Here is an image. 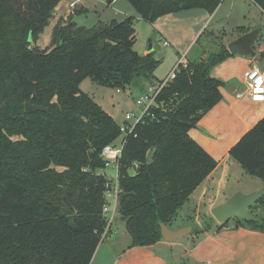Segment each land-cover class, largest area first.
I'll use <instances>...</instances> for the list:
<instances>
[{
	"label": "trees",
	"instance_id": "16d2710c",
	"mask_svg": "<svg viewBox=\"0 0 264 264\" xmlns=\"http://www.w3.org/2000/svg\"><path fill=\"white\" fill-rule=\"evenodd\" d=\"M61 1L0 0V83L11 96L0 114V264L91 263L107 226L102 209L111 184L102 174L101 152L118 143L121 132L79 84L89 78L104 88L141 90L155 81L158 62L153 52L134 51L131 19L86 28L68 17L53 28L49 47L34 45ZM127 1L148 23L191 9L211 14L222 2ZM251 1L264 13V0ZM9 42L18 43L17 52L1 53ZM230 56L223 47L178 64L175 78L127 136L117 169V213L130 248L161 241L159 225L170 228L217 167L189 132L220 102L223 84L211 71ZM27 103L46 111L26 113ZM228 154L246 175L264 181V117ZM234 221L264 232L260 219Z\"/></svg>",
	"mask_w": 264,
	"mask_h": 264
},
{
	"label": "crops",
	"instance_id": "0c3cea01",
	"mask_svg": "<svg viewBox=\"0 0 264 264\" xmlns=\"http://www.w3.org/2000/svg\"><path fill=\"white\" fill-rule=\"evenodd\" d=\"M244 1L246 0H222L211 14L196 9L200 12L196 11L195 15L189 14L184 17L186 20L188 18L197 20L198 27L191 43L196 37L198 40L207 30L204 29L205 25L210 22L217 25L226 18L234 21L235 25L232 29L234 35L224 42L225 47L245 33L257 28L261 31L254 46L253 56L231 55L211 71V76L223 84L220 87L221 100L200 119L196 128L190 130L189 136L217 162V167L179 209L182 214L177 212L172 222L177 227H170L173 230L184 227V224L177 223V216L178 214L184 216L186 209L184 205L190 200L200 204L207 197L209 202L203 209L208 212L233 194L258 191L264 183L254 178L248 180L250 176L246 175L228 154L240 137L264 117V102H252L245 91L246 75L251 67L264 68V21H262L264 13L254 4L257 19L250 18L249 15L246 17ZM116 3L118 0L112 2ZM80 7L79 5L77 8ZM222 7H226L227 10L223 18L218 15ZM236 28H243L245 32L237 33L234 31ZM222 33L223 36L226 35L225 32ZM209 34L213 35L214 32L209 31ZM192 47L186 51L190 52ZM113 224L114 222L108 233V237L113 239L110 241L107 237L106 245H104L106 239L99 244L90 264H264V232L246 226L236 227L234 220L221 226L213 218L210 223L197 229V233L189 236L184 243L168 244L161 240L152 246L132 248L129 247L130 238L126 231L117 238Z\"/></svg>",
	"mask_w": 264,
	"mask_h": 264
},
{
	"label": "rangeland",
	"instance_id": "374dc122",
	"mask_svg": "<svg viewBox=\"0 0 264 264\" xmlns=\"http://www.w3.org/2000/svg\"><path fill=\"white\" fill-rule=\"evenodd\" d=\"M67 1L68 0H62L57 5L52 18L48 22V26L45 27L37 37L34 45L43 49L49 47L51 45L53 28L62 25L65 22L63 20L68 17H72L73 22L76 23V25L86 28H90L98 22L107 23L111 20L121 22L125 19H131L136 38L133 46L134 51L138 55L143 56L149 53V44H152L153 46L152 52L154 53V58L158 64L153 71L155 81L152 84H158L164 81L181 59L198 61L199 58L206 59L209 54L217 53L225 47L224 42L234 35L232 31L235 25L234 21L226 18L217 25H214V23L210 24L211 22L208 25H205L204 29L207 30L199 37L197 43V37L191 43L198 27L197 20L192 18L186 20L184 17L189 16V14L195 15L196 11L200 12L196 9L166 14L157 18L152 23H148L141 18L140 14L127 0H118V3L111 5H106L104 0H84V2L80 4L83 11L78 14H74V10L68 9ZM223 8L224 7H222L218 13L221 18L225 17V12L227 11L226 7ZM243 9L246 13V17L249 15L248 17L257 19V9L249 0L244 1ZM173 18H175V20H173ZM262 21H264V19ZM209 31L214 32V34H209ZM221 32H225L226 35L223 36V33L221 34ZM223 37H225V39H223ZM155 47L158 49H154ZM190 47H192L191 51H186V49H190ZM18 48V43L9 42L6 51L2 50L1 53L14 54L17 52ZM2 84L3 83H0V114H3V112L9 108V100L11 99V96H9L10 91L7 90L5 84ZM142 86L141 90L139 88H129L125 90L104 88L92 83L89 78H85L79 84V89L82 93L89 95L94 102L113 119L115 124L118 127H121L124 124V117L127 114H135L136 118H139L142 115L143 109L137 106L136 101L144 93L150 91L151 84L144 83ZM103 172L106 174L107 178H110L115 174V168L112 165H108L104 168ZM248 180L254 179L250 177ZM106 200L110 201L108 195L106 196ZM208 202L209 200H207L206 197L200 204L190 200L189 203L184 205L186 208V212L184 210V216L182 215L184 219L178 214L177 223L179 225L184 224V227L192 226L193 230L184 238L179 239L177 241L178 243H184L189 236L197 233V229L212 221L213 217L210 214V211L207 212L203 209V206ZM178 212L182 214L180 210ZM248 212L251 217L260 219L264 222L263 204H256V206ZM113 222V229L117 232V238H119L121 233L125 232V229L123 228L124 226L120 221L117 212L115 213ZM170 227L176 228L177 226L172 223ZM108 238L110 241L113 239L110 237ZM107 239L104 241V245L108 243Z\"/></svg>",
	"mask_w": 264,
	"mask_h": 264
},
{
	"label": "built area",
	"instance_id": "2783aa9c",
	"mask_svg": "<svg viewBox=\"0 0 264 264\" xmlns=\"http://www.w3.org/2000/svg\"><path fill=\"white\" fill-rule=\"evenodd\" d=\"M83 2L84 0H68L67 7L68 9L74 10ZM186 63L187 60L181 59L178 64L185 67ZM178 64L175 66L172 72H170V74L164 81L158 84H151L150 91L144 93L139 99H137L136 104L138 107L143 109V113L139 118H136L135 114L133 115L127 114L124 117V124L123 126L120 127L121 140L115 145H107L102 149L101 157L106 163V166L112 165L115 168V175L113 177L108 178L111 184L110 186L107 185L105 200H106V196L108 195L110 197V201L106 200V203L102 209V212L106 218L107 226L102 235L101 242H103L108 237L110 226L114 220L115 213L117 212V195L119 193L117 186V169H118L119 159L122 156V150L127 141L126 138L127 136L133 134L135 126L140 122V120L148 112V110L155 104L156 97L158 93L161 91V89L168 82L172 81L175 78L176 73L178 71ZM245 89L248 98L252 102H256V103L264 102V68L259 69L255 66L251 67V69L248 71L246 75ZM134 167H136V164H134ZM102 174L105 175V177H107L104 172Z\"/></svg>",
	"mask_w": 264,
	"mask_h": 264
},
{
	"label": "water",
	"instance_id": "95a60500",
	"mask_svg": "<svg viewBox=\"0 0 264 264\" xmlns=\"http://www.w3.org/2000/svg\"><path fill=\"white\" fill-rule=\"evenodd\" d=\"M260 29H254L248 33L239 36L237 39L230 42L226 49L232 56L238 55L241 57H250L254 54V46L260 34ZM154 49H158L155 47ZM153 51L152 44H149L148 52ZM26 113L45 112L46 110L40 106H35L30 103L24 105ZM264 198V183L258 191L243 194L237 192L228 198L224 203L214 206L210 210V214L219 224H225L234 219H240L244 222H255V219L249 214V210L254 208ZM161 240L164 243H175L179 239L184 238L193 230L192 226H186L178 229H170L164 224H160Z\"/></svg>",
	"mask_w": 264,
	"mask_h": 264
}]
</instances>
